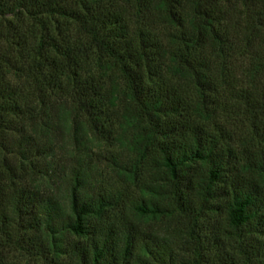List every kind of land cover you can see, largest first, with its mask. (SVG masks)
<instances>
[{
	"label": "trees",
	"instance_id": "1",
	"mask_svg": "<svg viewBox=\"0 0 264 264\" xmlns=\"http://www.w3.org/2000/svg\"><path fill=\"white\" fill-rule=\"evenodd\" d=\"M61 104L133 191L21 184ZM0 154V264H264V0H0Z\"/></svg>",
	"mask_w": 264,
	"mask_h": 264
},
{
	"label": "rangeland",
	"instance_id": "2",
	"mask_svg": "<svg viewBox=\"0 0 264 264\" xmlns=\"http://www.w3.org/2000/svg\"><path fill=\"white\" fill-rule=\"evenodd\" d=\"M66 108L64 104L57 106L56 126L49 134L41 138L45 143L47 139L49 142L52 139L54 161L58 164L56 186L54 187L47 177H34L27 172H16L21 179V184H30L39 189H51L62 196L65 186L64 175L69 172L71 166H75L81 167L88 175V190L91 192L105 190L129 194L133 191L134 187H130L131 185L129 186L127 180L120 174V172L124 173L125 168L128 167L131 152L126 142L130 134L118 126L116 116L110 114L106 122V128L110 132H105L92 139L86 133V126L81 123L82 125L77 130L79 142L77 140L76 143L73 139V131L69 128L70 118L65 115ZM2 157L0 154V173H5L7 168L1 161ZM10 259L21 260V263L42 264L39 260L24 261L15 253L10 254Z\"/></svg>",
	"mask_w": 264,
	"mask_h": 264
}]
</instances>
